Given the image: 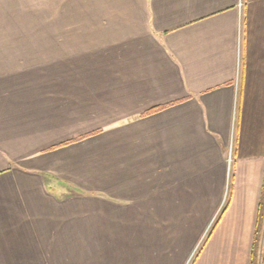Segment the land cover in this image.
Wrapping results in <instances>:
<instances>
[{"label":"crops","instance_id":"1","mask_svg":"<svg viewBox=\"0 0 264 264\" xmlns=\"http://www.w3.org/2000/svg\"><path fill=\"white\" fill-rule=\"evenodd\" d=\"M238 1L0 0V264H249L264 0Z\"/></svg>","mask_w":264,"mask_h":264},{"label":"trees","instance_id":"2","mask_svg":"<svg viewBox=\"0 0 264 264\" xmlns=\"http://www.w3.org/2000/svg\"><path fill=\"white\" fill-rule=\"evenodd\" d=\"M249 264H264V174L257 205Z\"/></svg>","mask_w":264,"mask_h":264},{"label":"rangeland","instance_id":"3","mask_svg":"<svg viewBox=\"0 0 264 264\" xmlns=\"http://www.w3.org/2000/svg\"><path fill=\"white\" fill-rule=\"evenodd\" d=\"M41 16L46 17V12H45V11H41ZM8 29H9V32H10V30L13 31V32H25V27H24V26L8 27ZM234 121H235V120H234ZM234 123H235V122H234ZM232 146H233V135H232V140H231V147H230V149H229V148L227 149V156H228V158H229V160H228V174H230V172H231V167H232V158H233V154L231 153ZM227 190H228V189H227ZM226 193H227V191H226ZM226 193H225V195H226ZM228 198H229V197H222L221 206L224 205L225 202L228 201ZM220 209L222 210V208H220ZM220 209L218 210V212H221ZM218 212H217V215H215V217H213V218L211 219L210 225L208 226L209 228H208V227L206 228V230H205V236L207 235V233H208L209 230L211 229V227H212V225H213V223H214L216 217H218ZM203 237H204V234L201 235V238H203ZM203 239H204V238H203ZM202 241H203V240H201V243H202ZM197 249H198V248H195L194 251L196 252ZM186 264H192V263H191V258L187 261Z\"/></svg>","mask_w":264,"mask_h":264},{"label":"built area","instance_id":"4","mask_svg":"<svg viewBox=\"0 0 264 264\" xmlns=\"http://www.w3.org/2000/svg\"><path fill=\"white\" fill-rule=\"evenodd\" d=\"M237 7H238V19L240 21V17H241V11H242V7H243V0H239L237 3Z\"/></svg>","mask_w":264,"mask_h":264}]
</instances>
